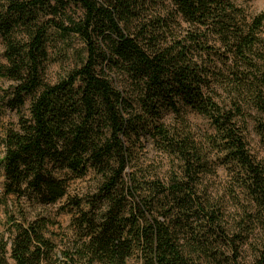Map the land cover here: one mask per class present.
Wrapping results in <instances>:
<instances>
[{
    "label": "trees",
    "instance_id": "16d2710c",
    "mask_svg": "<svg viewBox=\"0 0 264 264\" xmlns=\"http://www.w3.org/2000/svg\"><path fill=\"white\" fill-rule=\"evenodd\" d=\"M237 1L0 0V121L17 120L2 193L18 211L5 210L0 264H264V157L247 141L252 123L264 149V13ZM51 52L71 60L55 82ZM188 110L210 124L203 142ZM148 146L170 161L163 174ZM86 178L91 190L70 192ZM27 204L58 206L66 234Z\"/></svg>",
    "mask_w": 264,
    "mask_h": 264
},
{
    "label": "rangeland",
    "instance_id": "374dc122",
    "mask_svg": "<svg viewBox=\"0 0 264 264\" xmlns=\"http://www.w3.org/2000/svg\"><path fill=\"white\" fill-rule=\"evenodd\" d=\"M237 6L244 9L250 16L258 15L264 13V0H239L236 2ZM4 48L0 40V64H4L3 58ZM51 62L48 65L46 79L50 82H55L59 77H61L66 69L71 66V60L67 55H62V57H56L54 52H51ZM63 54V53H62ZM11 82L8 80L0 79V102L5 97L3 93L9 88ZM1 106V104H0ZM186 123L195 137L196 140L203 142L204 138L212 132L210 124L207 119L204 117L197 115L191 111H187L184 114ZM17 123L16 116L6 111V114L2 117L0 121V157L2 155V146H1V138L3 135V131L5 127L15 126ZM247 141L248 147L252 154H254L257 158L264 157V149L259 142V139L253 129V124H248V132H247ZM147 164L154 166L156 169L159 168L162 170V174L166 172L168 166L170 165V161L166 159L160 152L154 150L152 146L147 147ZM211 160L214 161L215 158L212 156ZM208 185L213 190L214 194H219L223 196V189L228 185L229 180L226 173L222 168H216L215 173L211 174L207 177ZM2 183L3 176L2 171L0 169V227L3 226L6 218H5V210L8 209L11 214H13L14 218H18V211L14 207L15 201L8 197L5 198L2 193ZM94 182L92 178H86L84 180L72 181L70 186L71 193L81 192L84 193L87 190H91L93 188ZM224 202L226 204V208L229 212L230 219L231 217L239 218L240 208L234 203V201L229 196H224ZM58 206L52 207H42V206H32L27 204L26 208L24 207V213L27 214L28 219L33 220L38 216L46 217L50 222H56L58 224L50 226V232H54L56 234V238L65 235L67 232V227L69 223V216L64 214H59L57 212ZM61 226L62 229L58 227ZM57 245H60V241H56ZM246 249H244L245 251ZM249 253L244 252V256H248ZM129 264H136L134 260L130 261Z\"/></svg>",
    "mask_w": 264,
    "mask_h": 264
}]
</instances>
